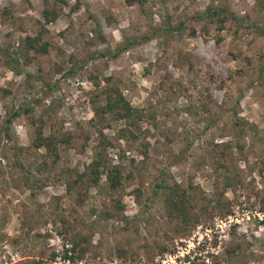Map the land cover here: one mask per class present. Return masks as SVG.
Wrapping results in <instances>:
<instances>
[{"label":"rangeland","instance_id":"rangeland-1","mask_svg":"<svg viewBox=\"0 0 264 264\" xmlns=\"http://www.w3.org/2000/svg\"><path fill=\"white\" fill-rule=\"evenodd\" d=\"M0 48V264H264V0H0ZM106 86L136 124L100 128ZM99 151L112 194L78 180ZM175 183L196 190L187 226Z\"/></svg>","mask_w":264,"mask_h":264},{"label":"trees","instance_id":"trees-1","mask_svg":"<svg viewBox=\"0 0 264 264\" xmlns=\"http://www.w3.org/2000/svg\"><path fill=\"white\" fill-rule=\"evenodd\" d=\"M137 0H125L127 5H132ZM210 16H217L218 13L210 9L206 12ZM44 18L47 23L55 20V13H48L47 10L43 13ZM171 31H179L180 27L169 28ZM142 39H145L142 38ZM36 39L27 38L25 43V50H32L36 53L40 51H45V45L39 46L36 42ZM140 40H128L127 44H123L119 50L116 51L115 55L120 54L121 52L126 51L129 47L137 45ZM1 51V48H0ZM3 56L7 59V65L11 68V71L18 73L16 60L12 54L2 51ZM109 81V80H108ZM103 94V103L94 106L95 118L99 119L97 124L100 125V128L105 127V118L111 116L115 120H125L129 124H136L139 117V111L133 108L129 102L125 100L122 93L116 87L106 86L102 89ZM20 115V112H15L10 118L7 119V124L9 125L13 118ZM94 121V120H93ZM94 127L97 126L96 123L91 122ZM236 125L241 126L239 120L236 122ZM5 134H8L6 130ZM57 138L55 137H43L39 135L35 142V147H43L47 151H51L53 155L57 154ZM101 151V150H100ZM100 151L95 154V158L92 162L86 166L85 171L81 176H79L80 181L85 177L89 182L91 187H97L99 185V179L101 176H105L106 182L103 189L107 190L109 193L116 192L122 184V176L118 168H110L107 162L104 160L103 155L100 154ZM158 188L162 190L163 195V204L165 206L166 216L170 221H175L183 226H187L193 219L196 218L194 209L196 207V201H198L196 190L190 184L186 187L181 186L180 184L175 183L174 186L169 185H160ZM77 236H74L70 243L73 247L70 249L71 255L66 256L65 259L71 261L74 260L72 254L74 253L76 246L78 245ZM69 242V241H68Z\"/></svg>","mask_w":264,"mask_h":264}]
</instances>
